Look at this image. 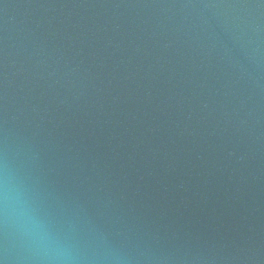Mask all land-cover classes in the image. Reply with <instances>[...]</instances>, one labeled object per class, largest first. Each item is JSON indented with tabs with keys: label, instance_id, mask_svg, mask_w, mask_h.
Masks as SVG:
<instances>
[{
	"label": "water",
	"instance_id": "1",
	"mask_svg": "<svg viewBox=\"0 0 264 264\" xmlns=\"http://www.w3.org/2000/svg\"><path fill=\"white\" fill-rule=\"evenodd\" d=\"M5 173L82 264H264V0H0Z\"/></svg>",
	"mask_w": 264,
	"mask_h": 264
},
{
	"label": "clouds",
	"instance_id": "2",
	"mask_svg": "<svg viewBox=\"0 0 264 264\" xmlns=\"http://www.w3.org/2000/svg\"><path fill=\"white\" fill-rule=\"evenodd\" d=\"M0 212L5 218L12 215L21 218V235L29 241L36 264H82L79 255L34 214L27 199L7 173L0 178ZM0 264H5V261L0 260Z\"/></svg>",
	"mask_w": 264,
	"mask_h": 264
}]
</instances>
